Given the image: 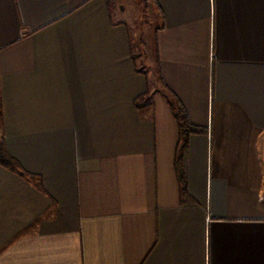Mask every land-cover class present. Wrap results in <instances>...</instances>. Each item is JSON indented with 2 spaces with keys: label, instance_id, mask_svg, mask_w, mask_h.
Wrapping results in <instances>:
<instances>
[{
  "label": "crops",
  "instance_id": "1",
  "mask_svg": "<svg viewBox=\"0 0 264 264\" xmlns=\"http://www.w3.org/2000/svg\"><path fill=\"white\" fill-rule=\"evenodd\" d=\"M132 5L0 0V264H264V0Z\"/></svg>",
  "mask_w": 264,
  "mask_h": 264
},
{
  "label": "rangeland",
  "instance_id": "2",
  "mask_svg": "<svg viewBox=\"0 0 264 264\" xmlns=\"http://www.w3.org/2000/svg\"><path fill=\"white\" fill-rule=\"evenodd\" d=\"M133 4L132 11L136 15V22L135 24H131V30L134 29V33L138 30H141V38H143V45L146 50H153V40H154V27L156 17L155 13L149 8L150 3L152 0H130ZM153 13V14H152Z\"/></svg>",
  "mask_w": 264,
  "mask_h": 264
},
{
  "label": "trees",
  "instance_id": "3",
  "mask_svg": "<svg viewBox=\"0 0 264 264\" xmlns=\"http://www.w3.org/2000/svg\"><path fill=\"white\" fill-rule=\"evenodd\" d=\"M175 114L177 115L180 123L181 141L179 144V151H181L186 146L189 135L191 133L200 132L201 129L190 123L183 107H179L178 109L176 108ZM0 163L7 167L20 166L19 162L8 152L4 139H0Z\"/></svg>",
  "mask_w": 264,
  "mask_h": 264
}]
</instances>
